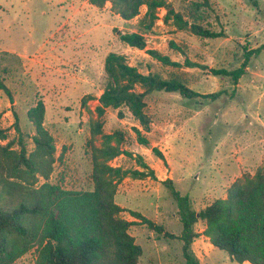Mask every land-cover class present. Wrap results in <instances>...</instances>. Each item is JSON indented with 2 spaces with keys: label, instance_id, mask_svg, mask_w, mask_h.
I'll return each instance as SVG.
<instances>
[{
  "label": "rangeland",
  "instance_id": "obj_1",
  "mask_svg": "<svg viewBox=\"0 0 264 264\" xmlns=\"http://www.w3.org/2000/svg\"><path fill=\"white\" fill-rule=\"evenodd\" d=\"M191 1L167 3L187 16ZM211 2L216 12L209 21L216 30H223L226 38L202 39L179 31L165 22L166 9L158 10L153 29L144 35L146 50H156L181 64L173 67L119 39L120 33L142 31L146 7L137 18L124 22L110 5L92 11L88 0H0V57L7 52L20 58L8 57L4 64L11 69L5 83L12 99L0 90V129L9 139L17 138L18 117L21 129L34 133L27 113L43 101L45 126L56 143L57 163L51 181L69 190L91 187V124L103 122V134L125 133L127 141L122 147L133 157L121 155L112 161L113 167L141 171L134 159L141 156L155 177L140 180L128 176L119 181L117 203L179 234L182 224L177 205L163 182L172 180L200 211L225 199L234 184L253 179L264 170V51L252 57L238 85L230 77L212 73L240 68L245 53L264 44V0ZM50 48L54 50L44 52ZM112 52L125 56L129 65L142 72L185 80L201 95H221L215 100H191L176 93H155L146 109L153 120L149 132L124 109L123 117L118 110H107L99 119L97 96L108 82L104 64ZM186 60L207 69L188 68ZM133 128L142 130L149 146L137 142ZM101 141L102 136H96L97 146ZM121 217L134 221L128 212ZM195 229L199 238L193 248L201 264H237L205 238L202 222ZM130 233L144 249L141 264H185L179 242L166 240L140 223L132 226ZM35 257L33 250L16 264H34Z\"/></svg>",
  "mask_w": 264,
  "mask_h": 264
},
{
  "label": "trees",
  "instance_id": "obj_2",
  "mask_svg": "<svg viewBox=\"0 0 264 264\" xmlns=\"http://www.w3.org/2000/svg\"><path fill=\"white\" fill-rule=\"evenodd\" d=\"M98 10L110 5V10L124 22H130L146 7L141 20L142 31L120 33V41L132 48L145 51L154 61L164 66L181 67L156 50H146L144 35L153 29L157 12L166 9L165 22L179 31H189L202 39L226 38L223 30H216L209 18L216 12L211 0H192L188 15L175 11L167 0H88ZM176 49L175 44H171ZM264 51V44L245 53L240 68L232 71L212 70L215 76H227L239 84L253 56ZM8 57L18 55L5 53L0 57V90L12 95L5 83V75L11 69L4 65ZM188 68L207 67L185 61ZM104 71L107 84L98 99L96 112L101 119L107 110L128 112L145 132L153 123L146 112L148 99L155 93H176L186 99L205 98L215 100L221 93L201 95L179 78H164L156 72H142L128 64L125 56L109 53ZM86 103V99L84 101ZM27 117L34 133L24 132L16 117L18 137L9 139L0 129V264H16L35 250L34 264H141L144 249L130 233L137 224L156 232L169 241L181 244L185 264H201L193 251L199 238L195 227L204 224V235L211 245L226 252L237 264H264V170L253 179L230 187L225 199H217L200 211L193 208L189 196L182 195L172 180L163 182L177 205V215L182 230L179 234L157 225L140 212L123 209L116 201L117 183L130 176L144 180L154 178V172L141 156L134 159L140 170H124L110 163L129 152L123 150L127 135L121 131L103 134V122L91 124V139L88 142L92 163L91 187L69 190L53 183L51 178L57 163L54 136L45 126L46 106L39 100ZM140 145L149 146L142 130L133 128ZM102 141L96 145V136ZM153 151L157 152L156 148ZM161 156V154H159ZM128 212L139 222L121 217Z\"/></svg>",
  "mask_w": 264,
  "mask_h": 264
},
{
  "label": "crops",
  "instance_id": "obj_3",
  "mask_svg": "<svg viewBox=\"0 0 264 264\" xmlns=\"http://www.w3.org/2000/svg\"><path fill=\"white\" fill-rule=\"evenodd\" d=\"M90 8L92 9V11H93V9H95V11L96 10H98L97 8H95V7H93V6H91L90 5ZM76 13H78V11H75L74 12V15H76ZM52 50H54L53 48H50V49H48V50H46V51H44V52H46V53H50ZM40 52H42V51H39V52H36L35 54H38V53H40ZM34 54V55H35ZM49 56V55H48ZM29 60H31V61H34V59H29ZM59 62H62V61H60L59 60ZM103 92V91H102ZM102 92L97 96V101H98V99H99V97H100V95L102 94ZM98 104H99V102H98ZM117 194H118V191H117ZM122 207V206H121ZM123 208V207H122ZM124 209V208H123ZM134 219V218H133ZM126 220H128V219H126ZM128 221H130V220H128ZM134 221H137L136 219H134ZM134 221H131V222H134ZM137 222H139V221H137ZM207 240H209L207 237H205ZM194 244H196V241H195V243ZM194 244H193V246H194ZM193 251H194V248H193ZM194 253H195V251H194ZM243 264H249V263H247V262H245V263H243Z\"/></svg>",
  "mask_w": 264,
  "mask_h": 264
},
{
  "label": "built area",
  "instance_id": "obj_4",
  "mask_svg": "<svg viewBox=\"0 0 264 264\" xmlns=\"http://www.w3.org/2000/svg\"><path fill=\"white\" fill-rule=\"evenodd\" d=\"M110 165L113 166V165H112V162L110 163Z\"/></svg>",
  "mask_w": 264,
  "mask_h": 264
}]
</instances>
